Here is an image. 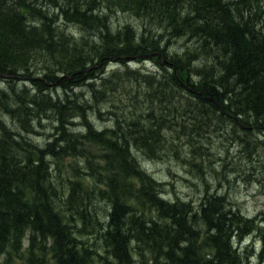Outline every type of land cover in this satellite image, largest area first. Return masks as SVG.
Wrapping results in <instances>:
<instances>
[{"label": "trees", "instance_id": "trees-1", "mask_svg": "<svg viewBox=\"0 0 264 264\" xmlns=\"http://www.w3.org/2000/svg\"><path fill=\"white\" fill-rule=\"evenodd\" d=\"M263 2L0 0V77L7 81L28 77L36 90L41 87L32 95L24 87L19 90L23 93L11 86L0 89L1 256H25L22 264H91L94 259L111 264L96 252L102 239L112 264H246L248 255L243 257L232 247L229 233L237 231L227 226L232 217H222L218 209V200H223L207 198L196 206L207 234L203 233L190 203H170L158 196L156 181L141 168L139 157L168 159L169 151L178 147L174 140L182 136L191 152L201 154L204 146L194 142L204 130L216 129L212 116L225 123L229 117L223 111L232 114L226 99L238 104L233 111L238 118L264 126V35L253 28L262 26ZM43 7L59 12L49 16ZM119 11L140 18V27L111 24V15ZM36 14L42 22L38 32L28 20ZM54 16L84 32L90 29L94 40L90 42L82 32L79 37L57 33L52 27ZM160 29L166 32L159 33ZM182 36L196 38L198 50L205 51L208 44L218 48V70L205 62L195 66L196 48L182 57L167 58L170 39ZM139 55L155 58V71L117 67L106 73L102 67L95 74L101 62L124 63ZM193 75L199 77L197 83ZM46 83L62 92H46ZM81 86L84 92L73 93ZM111 93L124 99L110 98ZM7 117L28 134L42 120L51 119L53 140L35 147L4 125ZM92 118L108 120L110 126L98 129ZM73 119L81 120L84 139L95 147L97 155L91 159L77 148L83 143L70 131ZM237 124L247 130L242 119ZM70 151L86 158L96 182L106 184L97 191L106 205L101 218L106 225L102 232L95 231L100 240L93 245L83 241L79 232L98 224L101 205L91 210L93 195L74 180L65 201L55 198L52 179L45 173L50 168L45 157L57 160ZM22 152L28 155L22 157ZM174 157L179 158L177 150ZM126 197L128 203L139 199L140 205H129ZM144 205L154 208L156 215L147 217ZM28 231L27 251L21 254ZM262 249L257 253L259 261L264 259Z\"/></svg>", "mask_w": 264, "mask_h": 264}, {"label": "rangeland", "instance_id": "rangeland-1", "mask_svg": "<svg viewBox=\"0 0 264 264\" xmlns=\"http://www.w3.org/2000/svg\"><path fill=\"white\" fill-rule=\"evenodd\" d=\"M261 7L264 9V2L261 3ZM42 10L43 12L48 11L47 13H49V16L59 12V10H55L53 13L51 12L53 9L44 7ZM54 19L55 22L52 27L57 33L63 32L72 37H79L82 32L83 35L89 37L90 42L94 40V33H92L90 29H87L84 32L78 26L67 24L60 16H58V19L54 16ZM28 20L34 25L30 27L37 28L38 32L40 29L39 26L41 27L42 25L40 16L36 14L33 19L29 17ZM111 20L110 23L114 26H122L123 24L132 23L136 27L135 30L141 25V19L132 16L128 12L126 14L125 12L119 11L115 15H111ZM262 23L264 25V19L262 20ZM27 24L29 25L28 22ZM254 27L255 26H253V28ZM260 29L261 34L264 35V27H260ZM163 30L160 29L158 32H163L164 34ZM188 38L189 37L182 36L177 39H170V43L165 49V56L167 58L171 56L182 57L186 50L192 52V50L198 46L196 42L197 40L196 38L188 40ZM196 50L197 59L194 61L195 66H198V68L199 66H205L206 64L203 63L205 62L217 68L215 62L219 61L218 59H221L218 48L216 49L215 46H209L208 44L207 48L204 49L205 51L198 50L197 48ZM43 54L44 53L38 55L35 60H38ZM155 62V58H147L142 55L127 59L124 63L107 60L101 62L97 67L98 71H96L95 74L100 72L102 67L107 70L106 73L117 67H129L130 69L141 68L143 71H155ZM35 77L41 81L44 79L42 76ZM27 78L28 77H26V79L17 78L15 80L7 81L5 78L0 77V89H8L11 86L14 87L16 91H19L24 87L29 91V95L41 90L40 86H38L40 90H36V87H34L35 85H33ZM198 80L199 77L193 75L192 81L197 83ZM54 87L56 86L46 83V87L43 89L48 93L59 91L54 89ZM82 87L83 86L77 87L74 89L73 93L84 92L86 88ZM127 90L135 91V89L130 86H127ZM129 91H127V94H129ZM59 92H62V90ZM19 93H23L22 90L19 91ZM109 97L115 100L124 99L122 94L120 97L116 98V95L111 93L109 94ZM128 104L129 103L127 102V109L130 110L132 107ZM225 104L232 109V114L228 113L229 116H227L229 118L224 120L225 123H221L222 118L212 116L214 118L213 124L217 126L216 129L211 128L209 131L204 130V132L199 134L198 140H195L194 142L196 145L199 144L204 146V148L199 149L201 153L200 155L194 156L197 154L191 152V147L188 145L187 138L182 136L178 139L179 141L174 140V144L178 145V147H173V149L169 151L170 156L168 159L139 157V161L141 163V168L147 172L146 174L156 181V191L159 197L170 203L177 201L190 203V206L193 209L191 213L194 212L196 214L195 220L199 229L201 228L203 233L206 232L204 231L205 227L201 217L202 215L197 211L196 206L205 200L207 202L208 195L210 196V194L215 197L225 195L228 200L227 202H222L225 210L221 212V216H225V218L228 219L232 217V219L227 221V226L230 224L231 230L233 226L237 228V231H233L236 237L233 239L232 247L236 249L237 253H243V257L248 255L247 261H245L247 262L246 264H256L259 261L257 253L264 248V126L243 130L242 127L237 124L239 119L243 120V117L240 116L238 118V115L233 113L234 110L236 111L238 104H234L233 101L228 99L225 100ZM241 105L243 106V103ZM6 119L7 121L3 119V123L7 128L11 129L12 132L20 134L22 136L21 138L25 139L26 142L29 141L35 147L42 148L46 146L48 142L53 140L52 135L54 133L53 128L55 125L51 122V119L46 118L42 120L41 125L31 131L32 133L30 134L26 133L20 125L13 122L10 118L7 117ZM93 123L98 129L110 126L108 120L95 119ZM80 124L81 120L73 119L70 131L76 135L79 143H83L84 147L78 145L77 148L84 154L86 153L91 159V155L95 156L97 153L95 147L90 145L84 139L83 135H85V133L81 129ZM168 135L170 136V134ZM173 150L178 151L179 158L174 157ZM19 155L26 157L28 153L22 152V154ZM34 156L35 155L33 154V157ZM62 157L63 158H57V160L45 157V163L50 165L49 169H52L53 171V173H50L53 176L52 185L56 187L54 188L55 198L58 197L59 200L63 199V201H65L66 197L69 195V188H67L68 186L66 184L67 180L69 182V178L74 177L72 179L78 182V186L82 190L85 189V193L93 195V198L90 200L92 204L91 210L94 207L96 208V206L101 205L100 209L97 211L99 220L98 224L90 229H81L79 232V236L83 241L93 245L100 240L94 236L95 231L100 230L102 232L101 228L106 225L105 222L102 223L101 219L104 218L105 215V209L102 208H105L106 205L99 200L100 196L98 193L92 194L91 192L105 189L106 184L96 182L97 178L94 177L91 171L89 172L87 170V168H91L88 163L89 161H86V158H83L80 153L76 154V152L70 151L69 154H66L65 152ZM180 157H185V159L181 161ZM76 168L78 173L77 176H75ZM190 171H194V173ZM198 172L200 175L197 177L196 173ZM208 172H210L209 177H205V174ZM229 172L233 173L231 174ZM201 175L204 176L205 179H202ZM117 187L113 189H117ZM207 188L210 191L209 193ZM129 202L131 203V206L138 205L136 201L132 200V198ZM130 203L128 204L130 205ZM228 203H230V206H228ZM137 210L139 209L137 208ZM147 210H149L146 213L147 217L156 215V210L154 208L149 207ZM227 212H229V214H226ZM236 223H238L242 229ZM75 224L76 228H79L80 223L75 222ZM241 230L242 232H240ZM249 231L251 232V236L247 240L242 242L238 239L240 234H242V237L244 238V236L248 235ZM28 235L29 231L23 239L24 247L21 254L27 251ZM254 240H256L255 248L249 245L252 244ZM97 244L99 245L96 249L98 256H101L105 263L109 262L112 264L113 257L110 256L109 252H106L102 239ZM205 250L206 249L203 250V253ZM24 258L26 257L18 255L12 256L10 254H4L1 256L0 254V263L22 264L25 263ZM100 262L99 259H94L91 264H98ZM136 264L141 263L137 261ZM258 264H264V259L263 261H259Z\"/></svg>", "mask_w": 264, "mask_h": 264}, {"label": "bare ground", "instance_id": "bare-ground-1", "mask_svg": "<svg viewBox=\"0 0 264 264\" xmlns=\"http://www.w3.org/2000/svg\"><path fill=\"white\" fill-rule=\"evenodd\" d=\"M260 27H264V25H263V23H262V26H258V24H255V33H257L258 32V30L260 31L261 29H260ZM22 79V78H21ZM223 113H225L226 115H228V113H226V112H224L223 111ZM229 116V115H228ZM245 117H243V121L245 122V123H247V126H246V129L247 130H249L250 128H253V127H260V126H256V125H252L251 124V120L250 121H248V120H245L244 119ZM196 154L197 155H200L199 153H197V151H196ZM90 167L89 168H87V170L90 172ZM92 171V170H91ZM47 172V176L49 177V178H53V176H52V174L50 173V172H52L53 173V171H52V169H46L45 170V173ZM233 172H235V171H233ZM233 172H231V173H233ZM30 175V174H29ZM28 175V178L30 177ZM78 175V173H77V168H76V174H75V176H77ZM199 175H197V177H198ZM202 176V175H201ZM72 178H74V177H72ZM72 178H69V182H68V180H67V188H69V194L72 192V190H71V182L73 181V179ZM202 179H205L204 178V176H202ZM66 182V181H65ZM53 188H56L55 186H53ZM29 191H30V189H28ZM83 190H85V189H83ZM73 191H74V189H73ZM207 191H208V193L210 192L209 191V189L207 188ZM78 192H80V190H78ZM91 193H93V192H91ZM94 193H98V192H94ZM23 194L24 195H28V192L27 191H24L23 192ZM208 198L209 199H214V200H216V198H215V196L214 195H212V194H210V196L208 195ZM221 199H223V201L224 202H227V200H228V198L225 196V195H221V197H220ZM134 201H136L137 202V204H138V202H140V200L139 199H133ZM194 201V200H193ZM218 204H219V206H218V209L220 210V211H223V210H225V208H224V206H223V204H222V202L221 201H219L218 200ZM138 205H140V203L138 204ZM142 206H143V204H142ZM228 206H230V203H228ZM144 208L145 209H147L146 207H145V205H144ZM229 236H230V240H231V242H233V239H235V235H234V233H233V231H231L230 233H229ZM251 236V232L249 231L248 232V235H246V236H244V238L242 237V238H240L239 240H241L242 242H244L245 240H247L249 237ZM44 242V241H43ZM45 243V242H44ZM255 243H256V240H254V242L252 243V244H249V245H251V246H253L254 248L256 247V245H255ZM36 244V243H35ZM35 244H34V246H33V248L35 247ZM47 255H49V254H47Z\"/></svg>", "mask_w": 264, "mask_h": 264}, {"label": "water", "instance_id": "water-1", "mask_svg": "<svg viewBox=\"0 0 264 264\" xmlns=\"http://www.w3.org/2000/svg\"><path fill=\"white\" fill-rule=\"evenodd\" d=\"M2 75V74H1Z\"/></svg>", "mask_w": 264, "mask_h": 264}]
</instances>
